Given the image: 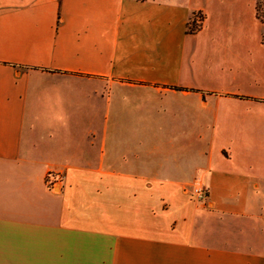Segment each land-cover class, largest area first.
Wrapping results in <instances>:
<instances>
[{"label": "crops", "instance_id": "0c3cea01", "mask_svg": "<svg viewBox=\"0 0 264 264\" xmlns=\"http://www.w3.org/2000/svg\"><path fill=\"white\" fill-rule=\"evenodd\" d=\"M256 2L0 0V264H264Z\"/></svg>", "mask_w": 264, "mask_h": 264}, {"label": "rangeland", "instance_id": "374dc122", "mask_svg": "<svg viewBox=\"0 0 264 264\" xmlns=\"http://www.w3.org/2000/svg\"><path fill=\"white\" fill-rule=\"evenodd\" d=\"M255 12H256L257 18H258L260 24L262 25V29H263L261 34H260V41L264 43V0H257V7H256V11ZM193 17H194L195 25L196 26L200 25V20L202 18L201 14L196 13L195 15H193ZM197 17L200 18L199 21L196 20ZM198 150H200V149H193V150L189 149L188 155L189 156L191 155L192 158H194V159H198L199 157H201V155H199V153H198ZM184 153H186V151H184ZM252 154L258 159L260 164H262V162H264V132H261V135L259 137V145H258V147L256 149H254ZM178 156L186 157L187 153L185 155H181L179 153ZM199 185L200 184H196L195 186H199ZM202 189H203V191L205 193L204 188H202ZM205 196L202 199L198 200V201L204 200Z\"/></svg>", "mask_w": 264, "mask_h": 264}, {"label": "trees", "instance_id": "16d2710c", "mask_svg": "<svg viewBox=\"0 0 264 264\" xmlns=\"http://www.w3.org/2000/svg\"><path fill=\"white\" fill-rule=\"evenodd\" d=\"M257 7V2H256V6H255V9ZM195 15V14H194ZM255 16L257 17L256 15V12H255ZM200 27V25H195V22H194V17L192 16L187 22H186V33H193L195 32L198 28ZM263 43V42H262ZM264 45V43H263Z\"/></svg>", "mask_w": 264, "mask_h": 264}, {"label": "built area", "instance_id": "2783aa9c", "mask_svg": "<svg viewBox=\"0 0 264 264\" xmlns=\"http://www.w3.org/2000/svg\"><path fill=\"white\" fill-rule=\"evenodd\" d=\"M199 19H200L199 17L196 18L197 21H199ZM192 194L194 195V197L197 200H200V199H202L205 196V193H204L203 189L200 186H195L192 189Z\"/></svg>", "mask_w": 264, "mask_h": 264}]
</instances>
